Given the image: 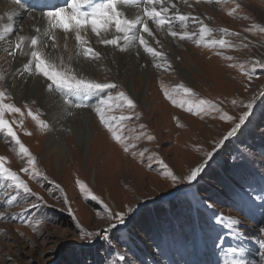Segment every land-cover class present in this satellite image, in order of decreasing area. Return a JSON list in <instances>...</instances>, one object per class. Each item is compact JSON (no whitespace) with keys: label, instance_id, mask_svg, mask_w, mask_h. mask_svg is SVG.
<instances>
[{"label":"rangeland","instance_id":"374dc122","mask_svg":"<svg viewBox=\"0 0 264 264\" xmlns=\"http://www.w3.org/2000/svg\"><path fill=\"white\" fill-rule=\"evenodd\" d=\"M168 6L170 15L179 12L196 17L213 30V35L197 45L198 35L181 40L168 35L166 28L157 31L149 22L156 39L144 36L150 46L164 54L157 61L138 43L133 45L134 52L102 53L98 60L85 57L78 45L76 60L68 64L64 56L62 66L70 67L79 78L117 85L105 92L67 94L74 103L86 107H68L64 96L49 91V82L40 76L53 96L52 103L58 104L59 115L71 113L58 120L60 127L64 121L68 124L63 142L68 145L58 163L54 152L44 148L51 127L41 131L27 116L30 108L48 124L43 108L22 98L14 104L24 115H5L10 122L16 121L12 126L35 157L40 175H32L27 157L17 155L15 143L0 133V156L6 157L5 166L17 172L31 189L26 194L0 179V264H225L227 248L231 247L240 250L234 258L244 264H264V67L252 66L254 61L264 62V32L259 31L264 28V0H168ZM132 8L142 12L140 7ZM171 23L179 33L198 32L200 27L193 20L181 24L173 19ZM21 24L5 40L15 39L24 27ZM88 33L91 46L90 28ZM53 36L57 35L48 34L50 40ZM221 38L226 41L225 48L204 46L207 40ZM173 40L174 47L170 45ZM42 49L46 54L49 47ZM108 54L114 59L111 66L94 63L104 64ZM127 54L132 58L126 64L117 59ZM15 58L3 54L0 68L4 62L8 68L13 66ZM155 63H161V68ZM9 70L5 73L1 69L0 76H7ZM245 71L248 75L242 74ZM180 84L190 88L191 95L172 92ZM0 90L8 92L4 79H0ZM164 90L172 94L175 105ZM120 91L133 99L135 109L117 108L106 117H132L119 124V134L130 149L127 153L94 111L101 99ZM8 96L4 102L13 103ZM201 99L219 111L209 108L195 114L186 110L188 103ZM246 113L244 124L225 140ZM83 115L92 123L91 128L81 123ZM226 116L232 119H222ZM148 136L154 139L149 141ZM81 138L85 142H79ZM198 167L199 175L189 182L187 177ZM22 168H29V173ZM169 171L179 179L173 181ZM77 181L87 191L81 192ZM88 192L97 199H91ZM105 205L109 212L104 211ZM118 213L124 216L123 223ZM230 220L238 223L230 224ZM87 233L93 235L89 238Z\"/></svg>","mask_w":264,"mask_h":264},{"label":"snow or ice","instance_id":"6c2138e0","mask_svg":"<svg viewBox=\"0 0 264 264\" xmlns=\"http://www.w3.org/2000/svg\"><path fill=\"white\" fill-rule=\"evenodd\" d=\"M12 2L18 5L20 8H23L24 5L22 0H12ZM188 0H184V3H187ZM199 2V0H197ZM140 7L142 8V13L136 15L134 18H129L124 11L121 10L122 7ZM54 11H49L45 15L48 19L49 31L45 34L48 35L54 30H61L65 33V39H67V34H74L75 41L82 48L83 55L87 58L98 60L100 59V53L95 51L90 45L87 39V31L90 28L91 32L98 38V43L105 46H115L120 51H126L134 44L138 43L142 48L144 53L148 54L153 58L154 61L161 60L164 58V54L161 51L156 50L154 47L150 46L148 40L145 38L144 33L148 37L153 38L155 35L154 31L150 29L149 22H152L155 25L157 31L166 28L168 35L172 37L179 36V39H193L197 35L199 39L195 40L197 45H200L201 41H205L206 37L213 35V30L208 28L203 24V21H200L196 17H190L179 12H175L170 15V8L168 6V0H98V2H93V0H70L67 3V7H59L58 5H50ZM239 7V5H237ZM171 8L175 9V3L171 4ZM235 11V10H233ZM232 15V12L228 13ZM3 18H0L2 20ZM8 20L12 19V15L9 14L7 17ZM175 19L181 24L193 20L200 24V27L197 31L193 32H184L179 33L172 28V20ZM246 19V17H245ZM114 29L117 35L114 38H107V33ZM38 30V29H37ZM12 27L10 25H3L2 31H0V41L6 39V34L12 32ZM259 31L264 32V28H260ZM222 33L228 34L227 29H222ZM121 41L123 46H121ZM160 41L156 40V44H159ZM46 46V45H45ZM55 47V44L52 45ZM206 47L219 46L220 48H225L226 41L221 39H211L207 40L205 45ZM10 56L15 57L17 54L27 56L29 59L23 65L22 73H27L29 76H42L49 83L47 88L49 91H56L61 93L64 96V102L69 105V107H86L87 105L81 102H73L69 97L68 93L73 95L80 94H91L95 92H105V90L116 89L117 85L114 83H101L96 82L95 80L79 78L70 68L67 67H58L54 58L50 55L46 56L40 47H38L37 38L33 37L31 39L26 38L24 35H17L16 41L13 45H10L6 49ZM231 60L232 57H227ZM154 66L159 69L161 68V63H155ZM234 66V65H230ZM253 68L256 66L264 67V62L254 61ZM243 68V65L240 66ZM244 75L248 73L242 72ZM0 79H4L3 76H0ZM163 90V86H162ZM172 92H182L186 95H191V89L186 87L183 84H180L178 87L172 89ZM164 95L168 98L174 105L177 101L173 98L172 94L164 90ZM6 99H10L8 94L0 90V133H3L6 137L11 138V141L17 146V155L21 157H27V164L31 168V173L34 176L40 175L39 171L36 169V159L29 152L28 148L21 142L17 132L13 128V124L16 121H9L5 118L6 114H20L21 116L24 113L21 111V108L16 106L14 103H5ZM236 102L233 101V104ZM184 103H181V107H184ZM28 106L25 105V108ZM127 108L135 109L136 104L133 99H131L125 92L120 91L116 96H108L105 99H101L99 104L96 105L94 111L100 119V122L107 128L111 133L113 140L118 144H121L124 152H129V146L123 143V137L119 133L122 131L119 124L125 120H130L131 116L120 115L118 118L116 116L106 117V113L113 112L117 108ZM250 108L251 105H246ZM212 108L216 111H219L215 105L209 103L205 100H199L196 104H187V111L199 112L206 111L207 109ZM27 116L30 117L41 131L48 129L49 125L42 119H40L38 112L34 113L30 108L27 111ZM247 113L244 116L240 117L239 123L232 128L230 132L224 137L227 140L229 137L233 136L242 124H244ZM222 119L231 120V116L222 117ZM23 121H20L22 125ZM143 127V126H141ZM26 135H31L30 132H26ZM149 141L153 140L154 137L148 136ZM135 147V145H131ZM143 155V153H141ZM163 164V161H161ZM6 157L0 156V179L9 181L10 187H13L17 190L22 189L24 193L30 194L31 189L28 185L19 178L17 172L12 171L10 168L5 166ZM167 168V166H164ZM21 171L24 173H29V168H22ZM201 169L198 167L191 171L190 175L187 177L188 181H194L199 175ZM173 181H177L179 177L172 175L169 171L167 173ZM77 183L80 186L81 192L87 191L86 186L79 181ZM88 196L91 199L96 200L97 197L92 195L91 192H88ZM104 211L109 212L107 206H104ZM119 222L123 223L124 216L122 214H116ZM109 219L112 218L111 213H109ZM0 219H3V214H0ZM230 224H237L238 221L230 220ZM22 235V234H21ZM89 238L93 235L92 233H87ZM264 247V244L261 245ZM228 259L225 261V264H244L242 259H236L237 255L240 254V250L237 248H229L227 250ZM123 259V257H121Z\"/></svg>","mask_w":264,"mask_h":264},{"label":"bare ground","instance_id":"6f19581e","mask_svg":"<svg viewBox=\"0 0 264 264\" xmlns=\"http://www.w3.org/2000/svg\"><path fill=\"white\" fill-rule=\"evenodd\" d=\"M68 2H70V0H66V5L64 6L65 8L67 7ZM50 5H52L51 0H42L41 8L39 10H37L36 9V2L34 0H32V2L29 4L28 8L26 9L25 7L20 8L18 5L14 4L12 2V0H0V17L3 18L0 21V31H2L3 25H10L12 27V30H14L15 28H16V30H18L17 25L21 24L20 23L21 19L24 17H27L26 20H24V23L21 24V26H24V27H23V29L19 35H24L28 39H31L33 37L37 38L38 47H40L42 51H43V49H42L43 46L46 45L49 47L48 53H46L45 55L46 56L50 55L52 58L55 59L58 66L64 67L60 63V62H62V59H64L63 57L66 56L67 57V63L68 64L71 63L72 61H74V59L76 60V57H77L76 54H78L77 52L79 51L80 48H79L77 42L75 41L74 34H71V33L67 34L68 38L65 39L66 34H63V32L61 30H54L51 33V35L56 34L57 36H53L54 37L53 40L52 39L50 40L48 35L45 34L46 32L49 31V24H48V19H47L46 15H44V16L34 15V14H32V12H34V13H45L46 14L47 12H49L53 9L52 7H50ZM121 10L124 11L126 13V15L130 16V17L133 16V14H135V13H138V14L142 13L141 10H133L132 6L122 7ZM191 10H193V9H191ZM9 14L12 15L11 20L7 19ZM24 15H26V16H24ZM149 27H150V29H152L151 23H149ZM37 33H39V34H37ZM109 33L106 34L108 38H114L115 35L116 36L120 35L118 33H115V31H111V36L109 35ZM9 35H10V33H7L6 38L10 37ZM88 36H90V35L87 31V38H88ZM11 39L12 38H10L9 40L0 41V60L3 59V54L5 56L8 55V52L6 51V49H8L10 47L9 45H11V43L7 44L8 41H16V38L12 39V40ZM91 39H92V45L91 46H93V48H95L97 50V52H99L100 54L109 53L110 55H113V54H118L117 51H120L115 46H111V45L105 46L103 44L98 43L97 42L98 38L93 33L91 34ZM53 44H55V47L52 46ZM174 44H175V40L170 42V45L171 46L173 45V47H174ZM121 46H123V45L121 44ZM166 46H168V44H166ZM64 48H65V51H64ZM52 49H53V51H51ZM57 49H58V52H57ZM133 50H134V48L132 46L126 51H123V52L120 51L119 54H123L126 52H134ZM109 54L105 58L107 60V62H105L104 64H103V62L101 63L103 65H101L100 62H94V63H96L97 66H100V67L103 66V68L111 66L110 64H112L114 59ZM18 55L20 58L18 57ZM18 55H16L15 56L16 58L13 60L15 62V64L13 66H10L11 68L9 67L11 70H9V68L7 67V64H8L7 62H4L5 64H2L3 67L1 66L2 68H0V70L3 69V71L9 70V74L7 76L4 75V86H5V88H7V91H8L7 93L9 95H11V97L13 98V103L15 101L20 102L21 99L23 98L24 102L31 103L32 101H34L35 102L34 104L36 107H40V108L44 109L45 117H47L46 119L48 121V124L52 129L51 134L48 137L44 148L47 152H50V153L54 152L56 162L58 163L60 161V159L62 158L64 152L66 151V147L68 145V144L66 145L65 143H63L64 142V133L68 127V124H65V121H64V122H62L63 125L60 127L59 125L61 124V122H58V120L60 119V117L62 115H66V114L70 115L71 113H70V111H68L69 113H65V112H63V109H61L63 114L59 115L60 112H59V109H57L58 104L52 103V101H54L53 96L51 94L47 93L46 89L44 88L45 85H43L44 80L42 79V77L39 76L40 79L37 80L38 75L29 76L27 73L21 74L22 70H23V65H24V63L27 62L29 57L23 56L20 54H18ZM130 55L131 54L121 55V56H118L117 59H119L120 62L125 63V62H127L128 59L132 58V57L129 58ZM174 56H175V54H174ZM81 60L83 61L84 59H81ZM123 63H120V66ZM21 67H22V69H21ZM71 67L73 69L74 65H72ZM32 77H34V78H32ZM54 103H55V101H54ZM22 106H23V104H22ZM64 106L66 107V105H64ZM67 106L69 107V105H67ZM72 118H74V117H71V123H72ZM82 118H80L81 123L86 122L85 123L86 128L87 129L91 128L90 124H92V123H90V120H88V117L84 116V118H85L84 120H81ZM65 120H68V118H66ZM71 123H69V124H71ZM59 128H62V129H59ZM104 138L109 141L108 137L107 138L104 137ZM86 140H87V138H86ZM79 142H85V139L81 138V141H79ZM110 144L113 147H115V145L113 143H110ZM108 201H111L110 198H108ZM113 206L116 209V206L115 205H113ZM227 249H229V248H227Z\"/></svg>","mask_w":264,"mask_h":264}]
</instances>
